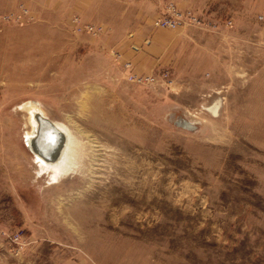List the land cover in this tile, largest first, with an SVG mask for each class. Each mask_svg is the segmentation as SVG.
Listing matches in <instances>:
<instances>
[{
	"label": "rangeland",
	"instance_id": "1",
	"mask_svg": "<svg viewBox=\"0 0 264 264\" xmlns=\"http://www.w3.org/2000/svg\"><path fill=\"white\" fill-rule=\"evenodd\" d=\"M174 1L203 25L154 26L155 0H0V264H264V0ZM141 29L170 42L135 73L118 41ZM26 101L82 142L56 179Z\"/></svg>",
	"mask_w": 264,
	"mask_h": 264
},
{
	"label": "bare ground",
	"instance_id": "2",
	"mask_svg": "<svg viewBox=\"0 0 264 264\" xmlns=\"http://www.w3.org/2000/svg\"><path fill=\"white\" fill-rule=\"evenodd\" d=\"M38 105L35 101H26L20 106L26 111L27 122L30 125V129L25 132V144L35 154L41 170L43 169L49 172L52 178L56 179L58 176L67 172L73 166L75 160H77L76 156L79 154L78 151H81L79 147L81 146L82 142L72 136L66 127L50 120ZM43 119H48L51 121L52 125L56 128V130H58L59 133H52L49 128H47V125ZM60 127H63L66 130L67 135L60 129ZM90 146L92 147L93 144ZM95 151L97 152V150ZM64 154L65 156H63ZM96 155L93 154V156ZM95 158L96 157H93V160L91 158L90 159L91 161H94ZM60 159L61 164H63L61 167H58L57 164L60 163Z\"/></svg>",
	"mask_w": 264,
	"mask_h": 264
},
{
	"label": "crops",
	"instance_id": "3",
	"mask_svg": "<svg viewBox=\"0 0 264 264\" xmlns=\"http://www.w3.org/2000/svg\"><path fill=\"white\" fill-rule=\"evenodd\" d=\"M180 5L186 6L182 3ZM154 18L153 16L152 19ZM161 34H163L161 31L149 32L147 29H141L135 38L125 37L118 41L120 62L135 73L151 71L159 61H162L157 55L163 53L170 42L162 39ZM142 40H147V43H143Z\"/></svg>",
	"mask_w": 264,
	"mask_h": 264
},
{
	"label": "built area",
	"instance_id": "4",
	"mask_svg": "<svg viewBox=\"0 0 264 264\" xmlns=\"http://www.w3.org/2000/svg\"><path fill=\"white\" fill-rule=\"evenodd\" d=\"M159 6L160 13L153 19V25L156 27L176 28L186 25H203V19L190 7H179L174 0H155ZM88 30L101 31V26L93 28L85 27ZM133 80L143 81L153 78L152 75L130 74ZM16 237L19 233H15Z\"/></svg>",
	"mask_w": 264,
	"mask_h": 264
},
{
	"label": "water",
	"instance_id": "5",
	"mask_svg": "<svg viewBox=\"0 0 264 264\" xmlns=\"http://www.w3.org/2000/svg\"><path fill=\"white\" fill-rule=\"evenodd\" d=\"M43 121L46 123L47 128H49L52 133H59L58 130H56V128L52 125L51 121H49L48 119H43Z\"/></svg>",
	"mask_w": 264,
	"mask_h": 264
}]
</instances>
